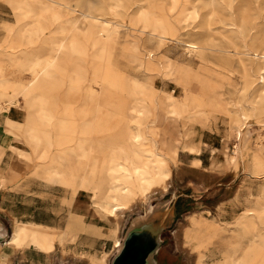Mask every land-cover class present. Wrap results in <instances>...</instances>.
Wrapping results in <instances>:
<instances>
[{
  "label": "bare ground",
  "instance_id": "6f19581e",
  "mask_svg": "<svg viewBox=\"0 0 264 264\" xmlns=\"http://www.w3.org/2000/svg\"><path fill=\"white\" fill-rule=\"evenodd\" d=\"M6 1L11 5L21 29H46L40 19L48 14L56 18L60 9L66 15L65 32L58 31L61 35L47 37L40 42L35 61L30 63L22 77L15 78L13 89L10 90L13 93L8 100L14 107L21 97L24 106L20 111L24 114L27 125H48L58 133L61 132L57 134L60 136L49 141L52 149L49 152L48 167H37L33 175L43 179L45 183L70 190L69 198L63 199L68 205L79 191H83L89 194L92 207L103 219L115 217L118 212L130 206L136 195L145 197L148 192L167 189L170 159L176 160L180 144L182 149L199 152L197 145L181 142V134L177 128L180 122L206 125L210 121V115L220 109L217 85L202 78L199 72L205 69L208 51L222 55L231 52L213 47L207 38V31H229L242 39V46H233V52L237 56L254 57L259 76L257 83L251 86V94H254L256 103L252 109H264V73L260 71L264 69V49H261V53L256 48L254 53L246 52L244 40L246 31L253 28L260 31L261 26L253 20H257L261 14L264 0H255L254 5L248 1L247 7L237 11L232 5L234 0H225L227 21L215 11L223 9L218 0H144L146 10H139L143 8L138 4L141 0ZM72 1H76V4L71 3ZM73 12L78 14L74 15ZM78 16L87 25L84 31L77 24ZM190 17L193 21L186 23ZM125 18L127 21L123 22L126 25H123L120 22ZM214 22L219 26H213ZM120 27H125L121 49L123 55L130 52L127 60L135 62L136 67L147 73L161 70L164 77L183 91L181 98L172 93L167 94L166 108L161 113L154 112L150 119L145 115L147 104L156 109L159 99L150 85L146 82L122 80L111 70H99L102 67L100 63L108 60V51L118 41ZM135 31L141 34L147 32L155 39V56L151 54V50L141 51L138 48ZM226 36L227 42H231V35L229 37L224 34ZM82 37H87L90 41L89 53L78 49L83 45L80 42ZM167 40L181 44L188 56L193 55L200 62L199 68L195 70L189 62H174L169 59L162 64L159 49ZM251 41L264 46V36L255 35ZM84 61L90 64L93 72H98V89L77 90L74 88L76 82L70 78L64 79L68 84L62 88L59 84L62 65L82 73L84 70L81 63ZM239 61L243 70L248 72L251 66L243 58H239ZM7 67H11V61L1 55L0 84L5 82L3 78ZM192 79L200 86L198 99L191 97L189 93L191 89L187 81ZM58 92L62 94L60 102ZM79 93L82 94L77 100ZM4 94L6 92L0 85V98ZM201 98L205 99L202 107L199 105ZM9 104L2 105L0 102V109L5 112ZM241 109L247 110L245 104L241 105ZM227 115L236 141L229 158L233 161L243 156L241 140L244 129L250 123L246 121V112L240 114L242 117H239V122L234 112L227 109ZM9 121L12 119L7 118L5 122ZM156 121L158 126L154 125ZM31 137L33 138L32 135ZM29 138L30 136L26 141L30 142ZM160 143L162 147L168 148L170 157L160 148ZM13 149L15 162L29 161L30 153L15 147ZM252 163L255 175L264 176V156L252 155ZM250 211L254 213L237 221L247 239L242 252L243 260L232 264H256L251 258L256 254H264V223L258 225L256 217L260 216L256 215L257 211ZM261 214H264V209ZM188 222L185 236L196 242L197 249H206L217 231L216 225L205 222L196 213L188 216ZM99 231L96 225L84 222L76 213H69L62 228L15 220L11 234L4 243H0V249L3 245L11 250L36 247L42 252L50 253L57 245L64 247L68 241L75 240L80 233L98 234ZM114 246L118 251L121 241L115 240ZM7 255L0 250V259ZM202 260L201 255L196 264H202Z\"/></svg>",
  "mask_w": 264,
  "mask_h": 264
},
{
  "label": "rangeland",
  "instance_id": "374dc122",
  "mask_svg": "<svg viewBox=\"0 0 264 264\" xmlns=\"http://www.w3.org/2000/svg\"><path fill=\"white\" fill-rule=\"evenodd\" d=\"M77 1L82 2V0ZM218 1L223 9H215V11L222 19L227 21V7L225 8L224 6H227V2L225 0ZM248 1L253 3V5L255 4V0H234L232 5L237 11L247 7ZM75 2L72 1L71 3L76 4ZM138 4L143 7L139 10H146L145 6H143L146 5L144 0H141ZM73 13L74 15L78 14L77 12ZM29 14L33 15L32 13ZM50 15H45L40 19L46 29L37 30L29 27L21 29L20 22L16 21L11 5L6 0H0V56L4 55L11 61V67H7L5 71L3 78L5 82L0 84L6 92L0 98L2 105L9 104L8 98L13 93L10 90L13 89L15 78L22 77L29 69L30 63L35 61L34 58L38 55L37 48L40 42L47 37L54 38L61 35L59 32H65L64 30L67 27V23L64 21L66 19L65 12L60 9V14L56 18ZM112 19L115 20L114 18ZM81 21V17L78 16L77 24L84 31L87 25H84V22ZM123 21H127L126 18L120 22L126 25V22ZM192 21L193 18L190 17L186 23H191ZM255 21L258 26H261L260 31H256L254 28L246 31L244 37L245 51L254 53L256 48L257 52L261 53V49H264V46L254 44L251 39L255 35L264 36V8L257 20H253V22ZM214 24L213 26H219L215 22ZM124 29L125 27H120L121 31L118 34V41L108 51V60L100 61V66L102 67L99 70L101 71L102 69V72L111 70L116 72L122 80H134L137 83L146 82L150 85L159 98L156 109L147 104L145 115L150 119L154 112L161 113L166 108L167 94L172 93L175 97L181 98L183 91L174 82L164 77L161 70L147 73L136 67L135 62L127 60L129 58L127 55L130 52L127 51V55H123L121 49ZM134 34L138 38V48L141 51L145 49L151 50V54L155 56L157 53L155 39H152L147 32L141 34L135 31ZM207 34V38L211 41L213 47L231 51L228 55L208 51L205 69L199 72L202 78L208 79L217 85L216 90L221 100L220 109L210 115V121L206 125L191 122L183 124L180 122L181 124L177 130L181 134V142L199 143L201 135L204 134L205 139L214 140L215 143L223 145L221 153L224 156L222 161L225 164L223 163L221 167L225 171L229 167L233 173L234 180L231 182L230 188L227 190V183H220L218 185V193L214 195L210 190L208 192L200 190L191 180L181 181V183L174 181L172 178L175 173L174 169L179 164L177 156L175 161L172 158L170 159V177L167 180V189L165 191L155 190L148 192L145 197L136 195L130 206L118 212L115 217L109 216L107 219H103L92 207L89 194L83 191H79L71 204L68 205L63 202V199L69 198L70 190L45 183L43 179L33 175L37 167H48L49 152L52 149L49 141L54 139L55 136H60L57 134L61 132L58 133L48 125L45 127L27 125L24 121V114L20 111L24 106V101L20 97L15 102L16 105L14 107L9 104L8 110L5 112L0 109V133L3 130L6 133V137L4 136L5 141L0 145V156L3 155L5 148L10 151L7 152L8 156L10 154L13 155V147L15 146L16 149L30 153L28 162L18 161L10 168L17 179L15 191L25 193L19 198L23 205L17 204V211L19 212L22 208L29 206L40 207L41 212L36 219L45 222L47 225H54L53 227L56 228L64 227L69 213H76L83 218L84 222L96 225L100 231L98 234L80 233L75 240L68 241L64 247L57 245L55 250L50 253L42 252L36 247L11 250L3 245L0 250L8 255L0 259V264H111L113 256L117 253V248L114 246L115 240H118V242L120 240L122 244L128 230L135 225L140 226L149 222L157 223L160 216L168 210L174 192L176 195L192 193L195 197L200 193H204L205 196L202 195L199 200L184 198L181 201L177 218L170 225L162 228L158 247L151 256L153 264H196L197 258L201 255L203 256L202 264H232V262L239 263L243 260L242 252L246 247L247 239L242 227L237 225V221L243 216L253 214L254 212L250 210H254L257 211L256 215L260 216V218L256 217V223L258 225L264 223V214H261L264 209V176L255 175L252 163V155L264 156V109L260 107L257 110L252 109V106L256 103L254 102V94H251V86L257 83L259 71L255 66L254 57L234 54L233 46H242V39L237 37L236 34L220 30L207 31ZM224 34L229 37L231 35L232 41L227 42V36L224 37ZM183 38L186 39L187 37L183 36ZM80 42L83 45L78 47V49L89 53L90 41H88V38L82 37ZM159 55L161 56L160 62L162 64L165 63L166 59H169L174 62H189L195 70L200 66V62L193 55L188 56L181 44H176L170 40H167L160 47ZM239 58H243L251 66L248 72L243 70ZM81 64L84 70L82 73L76 72L74 69L71 70L67 65L64 67L65 64L62 65L63 67L61 66L59 73L61 82L59 84H61L62 88L68 84L64 79L70 78L76 82L74 88L77 90L98 89L96 80L98 72H93L92 67L86 61ZM260 71L264 73V69ZM187 83L191 89L189 92L190 96L198 99L200 96L199 83L193 79L188 80ZM81 94L79 93L78 98L76 97L77 100H79ZM16 95L15 97H17ZM57 96L60 102L62 100L61 92H58ZM199 101V105L202 107L205 104V99L201 98ZM242 104H245L247 110L241 109ZM9 109H16L20 113L21 121L12 120L5 122L4 126L3 115ZM227 109L234 112L238 122L240 120L239 117H242L240 114L246 112L248 117L246 121L250 123V126L244 129L241 140L243 156L233 161H230L229 158L234 151L236 141L234 129L230 128L228 122L230 117L227 115ZM154 125L158 126L157 121ZM1 135L3 136V133ZM29 136L30 142L26 141ZM159 146L168 155V148L166 146L162 147L161 143ZM185 151L188 150L182 149L180 144L178 152L183 154ZM168 156L170 157V155ZM194 163H198V160H194ZM174 183L177 185L170 192H167ZM3 185L2 179L0 186ZM166 192L169 194H165L162 198ZM167 197L168 199H164ZM74 199H79L77 203L80 204L79 207L81 208L72 211ZM195 202L199 204L196 207L194 205ZM48 208L50 211H43ZM193 213L198 214L199 218L205 222L215 224L217 227V231L213 234L210 239L211 242L206 249H197L196 242L185 236V230L189 225L188 216ZM151 216L152 218H149ZM15 220H29V217L24 212V217L20 219H13V221L0 219V243H4L9 234H11ZM140 220L141 222H138ZM251 261L256 264H264V254H256L251 258Z\"/></svg>",
  "mask_w": 264,
  "mask_h": 264
},
{
  "label": "crops",
  "instance_id": "0c3cea01",
  "mask_svg": "<svg viewBox=\"0 0 264 264\" xmlns=\"http://www.w3.org/2000/svg\"><path fill=\"white\" fill-rule=\"evenodd\" d=\"M7 118H10L16 122L21 121L20 113L16 109H9V111L3 115L2 121L4 123V126ZM2 133L3 136L1 135ZM4 136L6 137V133L3 130V132L1 131L0 133V145L5 138ZM199 143L195 144L198 146V153L185 151L183 155L182 152H178L177 159L179 164L174 169L175 173L172 176L173 180L179 183H181V181L191 180L200 190H203L204 192H208L210 190V192L214 195L218 193L217 190L220 183H227L228 190V188H230L231 186V182L234 179L233 173L229 169V167H227V171H225V169L221 167V165L223 166L224 163L222 161L224 156L221 153L223 145L221 143H215L214 140L205 139L204 134L201 135ZM7 152L10 151L5 148L3 155L0 156V181H2L3 179L4 182V185L0 186V219L13 221V219H20L24 217V212H26L28 214L29 220L24 221H33L45 224V222L36 219L39 217V214L41 212L40 207L29 206L27 208H22V210H19V212L21 211V213L17 211V204L23 205V203L20 202L19 198L25 193L15 191L14 189L16 187L17 179L15 173L12 172L10 168L17 162H14L13 155L10 154V156H8ZM194 160H198V163H194ZM175 185L177 184L174 183L173 186L171 185L167 192H170V190H172ZM167 192L164 193L162 198L165 196V194H169ZM202 195H204V193H200L199 195H197V197H195L192 193L176 195V193L174 192V195L172 196V199L169 203V207H172V210L170 212L171 221L173 222L177 218L178 212L180 210V203L184 198L199 200V198L201 199ZM164 199H168V197ZM78 200L74 199L71 209L72 211L81 208L79 207L80 204L77 203ZM194 205L196 207L199 204L195 202ZM43 211H50V209L48 208L47 210ZM51 212L53 213V211ZM48 225L52 226L51 224Z\"/></svg>",
  "mask_w": 264,
  "mask_h": 264
},
{
  "label": "water",
  "instance_id": "95a60500",
  "mask_svg": "<svg viewBox=\"0 0 264 264\" xmlns=\"http://www.w3.org/2000/svg\"><path fill=\"white\" fill-rule=\"evenodd\" d=\"M171 210L172 207H169L160 216L157 223L149 222L131 227L126 233L120 249L113 256L111 264H153L151 256L158 247L162 228L172 222Z\"/></svg>",
  "mask_w": 264,
  "mask_h": 264
}]
</instances>
